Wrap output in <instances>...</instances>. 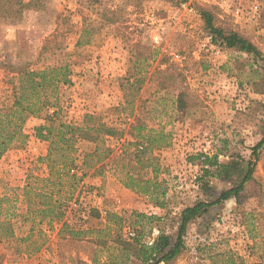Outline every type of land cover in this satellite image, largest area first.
I'll return each instance as SVG.
<instances>
[{"label": "rangeland", "instance_id": "obj_1", "mask_svg": "<svg viewBox=\"0 0 264 264\" xmlns=\"http://www.w3.org/2000/svg\"><path fill=\"white\" fill-rule=\"evenodd\" d=\"M36 3L37 10L25 11L20 19H0V100L8 88L9 64L40 69L67 61L72 84L61 85L57 93L63 121L79 124L91 114L129 134L138 117L147 126L143 134L155 130L169 135L164 147L144 157L149 168L133 165L142 180L156 176L163 183L166 207H155L149 196L126 188V171L111 157L100 173L92 170L86 177L100 178V185H87L84 179L74 194L81 209L71 201L62 219L49 217L40 224L39 217L28 215L21 197L12 220L14 235L0 236V264H142L117 243L120 230L124 240L132 230L145 244L160 232L175 234L185 207L213 201L233 186L232 181L206 176L199 156H217L220 164L256 161L252 148L264 132V0ZM200 8L215 15L216 26L252 42L262 59L215 45ZM83 38L89 42L77 45ZM161 83L167 88L161 90ZM181 91L188 94L184 112L176 106ZM47 110L29 118L42 123L35 125L32 119L25 124L28 138L0 158V200L13 196V188L24 187L29 176L47 174L49 143L35 137ZM81 142L77 163L83 165L93 144ZM109 145L117 153V139ZM151 158L153 164L147 161ZM129 160L133 157L124 155L120 164L128 166ZM125 189L129 193L123 197ZM103 212L120 218L121 226ZM139 214L160 220L149 222ZM185 241L186 249L171 264H213L212 258L223 253L236 254L244 264H264V148L239 202L230 199L212 208L189 226Z\"/></svg>", "mask_w": 264, "mask_h": 264}, {"label": "trees", "instance_id": "obj_2", "mask_svg": "<svg viewBox=\"0 0 264 264\" xmlns=\"http://www.w3.org/2000/svg\"><path fill=\"white\" fill-rule=\"evenodd\" d=\"M184 1L186 0H180V2ZM36 2L37 0H0V19H20L25 11L37 10ZM199 10L205 29L215 45H222L225 49L236 50L262 59V52L252 42L235 31H226L216 26L215 15L210 10L202 8ZM88 42L89 40L83 38L77 45ZM6 69L11 76L7 78L8 88L5 97L0 100V158L10 151L18 141H25L28 138L24 132L27 120L42 114L47 109L45 123L35 128V137L49 143V150L45 158L47 174L29 176L24 187L13 188L11 190L14 193L13 196L6 195L0 200L1 238H10L14 235L12 220L16 216V205L20 203L21 197L23 198L22 202L27 204L28 215L39 217L40 224L49 217L64 218V208L68 207V204L75 199L74 194L78 186L86 179L90 171L94 170L93 174L100 173L105 168L106 161L108 163V159L110 160L111 157L122 167L119 166L120 171H126L123 173L127 178L123 182L126 188L149 196L155 207L161 209L166 207L167 192L163 183L159 182L155 175L154 178L142 180L138 174L133 172V165L134 163L140 165V170L149 168L143 160L144 157L151 154L155 147H164L169 139L168 134L162 131L156 133L155 130H149L151 133L148 135L143 134L147 126H143L138 117L135 119V124L130 126L131 133L129 134L117 126H113V123H107L101 117L91 114L85 115L79 124L63 121L61 109L57 103V93L61 85L72 84V69L67 61L63 60L56 66L40 69L16 68L13 64H9ZM159 86L161 90L167 88L163 83ZM187 99L186 91L177 94L176 106L179 112H184L188 108ZM50 109L54 111L51 112ZM129 135L131 141L128 140ZM86 139H89L93 146L84 154L83 165L79 166L77 163L79 144ZM111 139H117L119 143L117 153L109 145ZM128 148H132V153L128 154ZM263 148L264 132L261 141L252 148L255 162L250 160L248 163H243L236 159L220 164L217 156H199L197 159L203 160L201 161L202 171L206 176L213 175L223 180L232 181L233 186L221 191L213 201L199 200L193 206L185 207L180 212L175 234L169 235L160 232L151 244H145L138 235L124 240L120 230L117 243L123 246V251L128 254V257L132 255L142 264H171L186 249L185 238L192 223L209 214L212 208L221 206L230 199L239 202L246 184L253 179L259 151ZM124 155L133 157V160H129L128 166L120 164L123 162ZM134 159H137V162H134ZM147 161L150 164L154 163L153 158ZM75 169L78 172L79 170L83 171L82 176H79V173H72ZM154 173H156L155 170ZM76 201H79V197L76 198ZM81 207L79 206V210ZM137 217L147 219L149 222L160 220L156 216L145 214H139ZM107 218L110 222H114L115 226H121L122 220L116 215L112 216L107 213ZM63 227L70 229L67 222H64ZM70 235L75 237L78 234L71 232ZM212 261L213 264H244L243 260L234 253L217 255L212 258Z\"/></svg>", "mask_w": 264, "mask_h": 264}, {"label": "crops", "instance_id": "obj_3", "mask_svg": "<svg viewBox=\"0 0 264 264\" xmlns=\"http://www.w3.org/2000/svg\"><path fill=\"white\" fill-rule=\"evenodd\" d=\"M33 119V121H36L35 122V125H38V124H40V123H42V122H37V119H34V118H32ZM32 119H29L28 121H27V123H26V125L32 120ZM25 125V126H26ZM32 137V136H31ZM45 155H46V151H44L43 152ZM78 157L80 158L81 157V155H80V152H79V155H78ZM1 158H4V156L3 157H1ZM78 165H80L81 166V164H79L78 163ZM93 181H94V183H96V184H98V185H100V183H101V179L99 178H95V177H92V176H89L86 180H85V183L87 184V185H89V184H92L93 185ZM25 182V180L23 181V183ZM124 192H123V197L124 196H126V195H128V190H123ZM122 207H125V205L124 206H122ZM127 207H129V206H127ZM155 209H157V208H155Z\"/></svg>", "mask_w": 264, "mask_h": 264}, {"label": "built area", "instance_id": "obj_4", "mask_svg": "<svg viewBox=\"0 0 264 264\" xmlns=\"http://www.w3.org/2000/svg\"><path fill=\"white\" fill-rule=\"evenodd\" d=\"M254 10H255V12H257L258 11V7L255 6ZM236 12L240 13L241 12L240 8H236ZM72 173H78V170L75 169V170L72 171ZM81 204H82L81 201L79 202V201L74 200V202L72 203V207L73 208H78ZM103 213H104V215H107V212H103ZM128 236H129V238H134V237H136V233L134 231H132V230H129L128 231ZM154 239H155L154 237L152 239H149V241H151V242H149V244H151L154 241Z\"/></svg>", "mask_w": 264, "mask_h": 264}]
</instances>
